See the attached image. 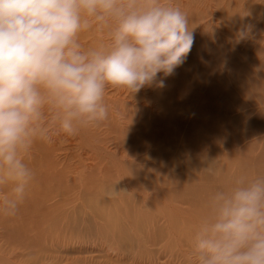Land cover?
Instances as JSON below:
<instances>
[{
	"label": "rangeland",
	"instance_id": "1",
	"mask_svg": "<svg viewBox=\"0 0 264 264\" xmlns=\"http://www.w3.org/2000/svg\"><path fill=\"white\" fill-rule=\"evenodd\" d=\"M164 2L189 19L185 63L163 88H109L99 127L34 145L26 198L0 211V264H195L211 194L264 173V0Z\"/></svg>",
	"mask_w": 264,
	"mask_h": 264
},
{
	"label": "clouds",
	"instance_id": "2",
	"mask_svg": "<svg viewBox=\"0 0 264 264\" xmlns=\"http://www.w3.org/2000/svg\"><path fill=\"white\" fill-rule=\"evenodd\" d=\"M189 24L164 0H0V188L12 186L0 211L16 215L26 198L37 142L99 127L109 88H163L158 74L172 76L191 52ZM85 33L107 40L85 47ZM207 209L195 264H264V173L216 190Z\"/></svg>",
	"mask_w": 264,
	"mask_h": 264
},
{
	"label": "bare ground",
	"instance_id": "3",
	"mask_svg": "<svg viewBox=\"0 0 264 264\" xmlns=\"http://www.w3.org/2000/svg\"><path fill=\"white\" fill-rule=\"evenodd\" d=\"M56 167H57V165H56ZM57 179V178H56ZM9 189H10V191L9 192H11V188H12V186L11 185H9V187H8ZM36 194H38V195H36V197H35V199L37 200V199H39L40 200V198H39V192L38 193H36ZM10 196V195H9ZM39 200H37V201H39Z\"/></svg>",
	"mask_w": 264,
	"mask_h": 264
}]
</instances>
